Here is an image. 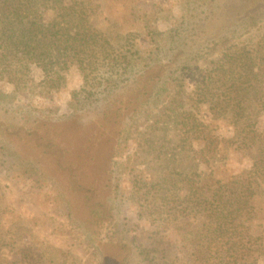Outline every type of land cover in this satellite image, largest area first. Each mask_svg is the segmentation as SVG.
<instances>
[{"label": "trees", "instance_id": "obj_1", "mask_svg": "<svg viewBox=\"0 0 264 264\" xmlns=\"http://www.w3.org/2000/svg\"><path fill=\"white\" fill-rule=\"evenodd\" d=\"M89 6L90 0H0L1 108L29 85L27 77L33 79L34 67L39 71L38 93L49 97L65 89L76 71L83 79L70 91V119L43 124L42 135L53 134L44 138L46 147L37 143L39 147L29 150L21 129L10 130L0 120L4 136L22 139L18 146L24 158L33 151L34 159L26 158L15 169L19 181L34 202L61 203L69 221L96 241L104 264H137L132 244L119 235L106 197L111 176L88 178L89 171L101 153L107 154L105 159L117 155L119 141L107 133L112 123L139 110L141 101L157 103L159 97L162 101L171 80L179 85L190 80L195 104L185 107L181 94H168L163 112L179 131L177 146L193 151L201 163L215 160L220 147L232 146L245 152L249 165L221 179L210 172L185 170L158 152L163 165L159 162L152 172H142L143 209L164 222L188 211L201 213L206 264H261L264 229L253 234L242 219L251 215L264 184V33L255 42L225 45L207 68H200L195 59L207 43L237 39L257 25L264 19V0H224L219 8L212 4L200 28L191 26L186 11L165 20L157 10L166 6L154 0L133 16L140 18L142 34L152 41L145 49L132 42L130 29L120 35L123 44L110 43V37L93 28ZM6 83H11L8 90ZM54 124L62 126L51 130ZM61 138L68 139V145L74 141L72 157ZM9 151L0 143V161ZM102 227L104 234L99 235ZM178 235L175 232L166 241L153 236L148 242L140 240L136 251L147 264H179L167 249ZM12 244L0 232V264H11L6 253ZM21 248L27 251L26 246ZM32 263L62 262H43L39 257Z\"/></svg>", "mask_w": 264, "mask_h": 264}, {"label": "rangeland", "instance_id": "obj_2", "mask_svg": "<svg viewBox=\"0 0 264 264\" xmlns=\"http://www.w3.org/2000/svg\"><path fill=\"white\" fill-rule=\"evenodd\" d=\"M153 1L90 0L88 11L92 17L93 28L99 29L103 36L110 37V43L115 46L124 43L120 35L123 30L130 29L132 42L134 44L138 42L142 49L149 48L152 41L142 34L145 27L139 21L140 18L136 20L133 16L136 15L134 12H143V6ZM205 1L207 3H203V0H159L166 7L157 11L167 21L177 19L186 11V14L191 15L189 17L191 26L200 28L207 20L204 17L205 10L212 4L217 8L224 4V0ZM133 19L137 23H134ZM164 28V25L159 26V29ZM261 33H264V19L237 39L220 38L207 43L197 53L195 60L200 68H207L219 56L225 45L234 41L255 42ZM31 74L33 79L27 77L26 81L29 85L17 90V94L5 107H0V120L4 125L9 124L10 130L12 126L21 129L26 135L23 139H26L29 150L38 146L37 143L46 147L44 138L46 136L52 138L53 134L42 135L44 123L54 119H70L73 109L70 91L83 80L76 71L69 76L65 89L49 97L46 93H38L39 88L36 85L39 71L34 67L30 76ZM9 84L6 83V90L10 88L11 83ZM192 84L190 80L186 85H179V81L173 83L171 80L162 101H159L160 97L157 103L154 100L141 101L139 110L130 114L128 112L118 122L112 123L107 133L119 141L117 155L112 156V159L109 155L110 157L105 159L107 154L101 153L89 171L88 178L97 176L103 179L106 173L111 176L112 182L106 187V197L111 205L119 235L132 244L136 257L133 260L137 264L147 263L138 255L136 242L140 240L148 242L152 236L166 241L172 238L175 232H179V235L176 239H171L167 249L178 258V263L206 264L203 251L206 248L207 235L201 213L188 211L178 219L164 222L158 218L153 219L150 212L143 209V201L139 197L145 188L141 184L142 172H152V168L158 166L159 162L163 165L165 161L160 159V156L156 157L158 152L166 153L170 160L174 158V162L185 170H195L202 174L210 172L221 179L230 178L249 165V157L245 152L232 146L220 147L216 159L211 163H201L193 151L177 146L179 131L164 117L165 102L168 94L169 96L181 94L184 106L191 107L195 104L191 92ZM123 99L127 100L128 97L124 96ZM54 126L49 128L54 130L62 125ZM32 129L34 131L30 134ZM1 130L2 128L0 139L3 142L0 143L7 144L10 151L7 152L6 158L0 161V232L7 241L13 242L10 245V254L6 253L12 261L11 264H33L32 260L39 257L43 262L59 260L61 264H104L102 252L96 241L69 221L61 203L58 201L36 203L29 196L27 186L19 181L15 169L18 163L25 161L26 158L33 160V151H29L30 155L24 158V151L20 150L18 143L22 139L17 141L16 135L4 136ZM61 139L65 149L69 147L72 157L74 141L71 140L68 145V139ZM170 160L166 161L171 163ZM254 204L255 207L250 210L251 215L246 216L247 218L244 215L242 221L247 231L259 234L264 229V184H261V192L256 196ZM103 228L99 229V235L104 234ZM21 246H26L27 251L24 252ZM260 263L264 264V259Z\"/></svg>", "mask_w": 264, "mask_h": 264}]
</instances>
